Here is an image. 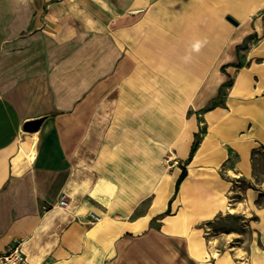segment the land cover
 Segmentation results:
<instances>
[{
  "label": "crops",
  "instance_id": "crops-1",
  "mask_svg": "<svg viewBox=\"0 0 264 264\" xmlns=\"http://www.w3.org/2000/svg\"><path fill=\"white\" fill-rule=\"evenodd\" d=\"M263 153L264 0H0V253L238 264L246 215L264 264Z\"/></svg>",
  "mask_w": 264,
  "mask_h": 264
},
{
  "label": "rangeland",
  "instance_id": "rangeland-1",
  "mask_svg": "<svg viewBox=\"0 0 264 264\" xmlns=\"http://www.w3.org/2000/svg\"><path fill=\"white\" fill-rule=\"evenodd\" d=\"M263 159L261 161L262 163H263ZM238 201L239 200H236V202H238ZM234 207H235V200L233 201V204L231 205L230 209L233 210ZM241 220H243V224H242V227H241L242 229L240 228L241 229L240 232H243V235H241L240 238H236V236L231 238L230 239V245L226 249H227V251L232 252L233 257H235V259H236L238 264H248V263H245V261H246V259L248 261V257L247 256H248V252L250 250V245H251L250 238H251L252 230H251V228L249 226V223H250L251 219L248 216H246V215L242 216L241 218L240 217L234 218V217L230 216V218H228V224H229V226L231 225L230 227H232L233 225H236L238 222H241ZM232 229H234V228H232ZM232 229L230 228L229 232ZM218 231H219L218 229H215V231L213 229V231H211V233H210L211 237L209 238L210 241L211 240L212 241L216 240L215 237H216V235H218V233H219ZM224 249H225L224 246H220L219 249L217 248L216 250H214L213 257H216Z\"/></svg>",
  "mask_w": 264,
  "mask_h": 264
},
{
  "label": "built area",
  "instance_id": "built-area-1",
  "mask_svg": "<svg viewBox=\"0 0 264 264\" xmlns=\"http://www.w3.org/2000/svg\"><path fill=\"white\" fill-rule=\"evenodd\" d=\"M168 162H171L172 157L166 158ZM68 193L64 192L61 195L59 204L63 207L68 205ZM95 220H100L101 218L91 213ZM24 240L18 239L13 245L8 247L6 250L0 253V264H33L29 261L28 256L23 248Z\"/></svg>",
  "mask_w": 264,
  "mask_h": 264
},
{
  "label": "trees",
  "instance_id": "trees-1",
  "mask_svg": "<svg viewBox=\"0 0 264 264\" xmlns=\"http://www.w3.org/2000/svg\"><path fill=\"white\" fill-rule=\"evenodd\" d=\"M248 39H249V38H248ZM246 47H248V43H247V41L244 42L243 44L239 45L238 49H239V51H240L241 48H246ZM230 83H231V81H228V82H226L225 84H222V85H221V89H220V93H219V95H218L216 98H214V99L212 100V101H213L212 104L209 105V106L207 107V109H210V108L214 107L215 105L220 104V103L223 102V100H224V98H225V95H226L227 86H228ZM203 131H204V130H203ZM200 138H201V133L197 134V136H196V140H195V142H194V146H193V149H192L191 157L193 156L194 152L196 151V149H197L198 146H199ZM255 171H256L257 179H258V180H262V179L264 178V171H263L262 169H260V167H257ZM185 177H186V172H185V168H183L182 175H181L180 178L178 179L177 186H179L180 182H181ZM263 196H264V194L261 193V195H260V197H259V200H258V204H259V205H263V204H264V199H262ZM230 216L236 218L235 216H232V215H230ZM230 216H229L228 218H230ZM228 218H227V220H228ZM230 226H231V225H230ZM230 226H229V224H228V222H227V223L223 226V228L226 229V230H230V228H231V229L233 228V226H232V227H230Z\"/></svg>",
  "mask_w": 264,
  "mask_h": 264
},
{
  "label": "water",
  "instance_id": "water-1",
  "mask_svg": "<svg viewBox=\"0 0 264 264\" xmlns=\"http://www.w3.org/2000/svg\"><path fill=\"white\" fill-rule=\"evenodd\" d=\"M229 19L232 22H234L235 24H237L235 19H233V17L230 16ZM44 119H45V116H42V117H39V118H34V119H28V121L25 122L24 125H23L24 131H26V132H28V131H30V132L38 131L41 128Z\"/></svg>",
  "mask_w": 264,
  "mask_h": 264
},
{
  "label": "clouds",
  "instance_id": "clouds-1",
  "mask_svg": "<svg viewBox=\"0 0 264 264\" xmlns=\"http://www.w3.org/2000/svg\"><path fill=\"white\" fill-rule=\"evenodd\" d=\"M207 41L206 40H201V39H196L190 44V52L189 54L185 55L182 57V60L184 63H191L192 61V55L191 53H200V51L205 47Z\"/></svg>",
  "mask_w": 264,
  "mask_h": 264
}]
</instances>
